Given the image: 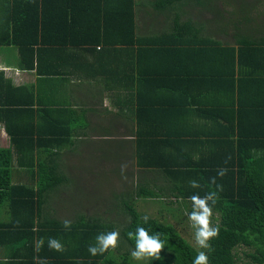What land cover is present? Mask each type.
Listing matches in <instances>:
<instances>
[{
    "label": "crops",
    "instance_id": "0c3cea01",
    "mask_svg": "<svg viewBox=\"0 0 264 264\" xmlns=\"http://www.w3.org/2000/svg\"><path fill=\"white\" fill-rule=\"evenodd\" d=\"M88 1L96 4V0ZM135 2L134 8L137 0ZM90 10L88 16L81 18L93 27L103 21L105 15L95 14L91 7ZM135 12L137 39L147 40L165 34L154 28H160L157 23L155 26L148 24L154 20L161 23L158 19L150 18L141 10L145 23L137 19V10ZM167 18L164 17V21ZM2 19L3 12H0V37L4 36ZM114 22L115 19L107 26V35L112 42L108 45L48 42L34 45L26 57L20 55L16 46H0L3 79L13 88L27 89V96L21 99L23 105L18 106L22 111L10 112L9 123L29 137L28 142L34 148L33 164L36 167L38 164L60 166L59 173L63 177V193L58 205H50L47 197L40 209V219L34 223L57 221L63 224L68 219L75 224L84 217L81 215L77 219L75 216L84 210L80 206L84 207L86 197L79 201L83 196L79 194L83 191L82 166L88 165L96 168L94 173L110 175L117 182L125 179L130 192L141 202L139 207L132 202L141 217L147 215L167 222L179 234L180 228L191 229L194 235L188 219L192 202L176 198L175 187L181 185L187 192L190 163L206 157L213 140H217L209 134L219 137L228 124L203 117L201 112L206 104L201 108L191 105L195 98L205 96L198 93L201 88L195 85L194 77H177L185 56L177 55L175 51L189 53L196 45L115 44L111 40L117 34ZM51 28V23L42 24L39 18L35 25L34 22L26 25L25 34L34 36L37 33L38 38L41 35L45 38L57 36ZM88 31L85 30V34ZM59 32L64 35L62 30ZM151 32L157 35L153 36ZM220 46L232 47L234 44L221 43ZM190 69L191 65L188 71ZM0 142V148L9 147L8 134L1 121ZM25 159L23 161L30 162ZM18 161L15 154V180H23L26 182L23 185L28 187H37V168L34 167L32 172V169L17 167ZM156 163L171 164V167H155L158 166ZM121 165H127L123 175ZM124 182L116 187L126 186ZM190 188L187 193L201 192L198 188ZM54 209L62 212L56 213ZM1 212L4 216L0 222H5L9 218L8 211L3 209ZM50 214L54 219L49 217ZM62 245L64 250L67 249L66 244ZM12 249L0 247V262L11 259ZM52 252L54 254L55 250H50L47 244L45 254Z\"/></svg>",
    "mask_w": 264,
    "mask_h": 264
},
{
    "label": "trees",
    "instance_id": "16d2710c",
    "mask_svg": "<svg viewBox=\"0 0 264 264\" xmlns=\"http://www.w3.org/2000/svg\"><path fill=\"white\" fill-rule=\"evenodd\" d=\"M178 1L154 0V10L162 13ZM135 4V0H96L95 5L88 0H0L1 23L4 21L5 24L0 46H16L20 55L26 57L34 45L48 42L108 45L112 42L107 35V26L113 19L117 24V34L111 35V40L115 44L196 45L189 53L175 51L177 55L185 56L177 77H194L195 85L201 88L198 93L205 96L198 100L195 98L191 105L201 108L206 104L201 112L203 117L227 122L228 125L222 129L220 138L209 134L217 139L209 147L211 152L208 151L200 161L190 163V181L196 180L201 192L187 193L191 189L189 182L187 192L181 185L175 187L176 198L190 199L196 194L203 197L210 190H215L210 181L216 177L217 182L223 185L217 202L211 205L213 226L219 227V234L210 241L211 251L200 250L208 255L209 264H237L240 257L236 249L243 246L253 249L252 254L243 253L251 264H264V34L253 35L256 36L253 38L246 34V37L235 41L234 46L223 48L219 41L202 36L201 28H195L192 21L181 23L177 15L169 34L140 40L135 36ZM90 7L95 14L105 15L104 20L93 27L81 18L88 16ZM39 18L42 24L51 23L52 32L57 36L45 38L41 35L38 38L37 33L34 36L25 34L26 25L31 22L35 25ZM85 30L88 31L86 34ZM190 65L191 71H188ZM24 95L27 96L26 87L13 88L0 73V121L5 125L10 143L9 147L0 148V215L2 207L9 214L8 220L0 222V247L13 248L11 259L0 264H36L34 257L46 260L47 264H100V261L109 264L105 257L111 249L96 256L88 251L89 245H95L98 234L109 232L104 230V226L86 222L83 218L72 224L70 229H65L57 221L47 222L48 225L34 223L40 219V209L48 193L62 184L63 177L57 172L56 165L38 164L36 167L29 137L9 123L10 112L22 111L18 106L23 105L21 99ZM15 154L19 157L17 167L32 169V172L34 167L37 168V187L13 183ZM25 158L30 162L23 161L27 160ZM156 164L158 166L155 167H171V164ZM220 168L228 170L223 178L217 176ZM130 206L127 208L129 221L121 231V237L129 248L134 249L135 242L128 238L127 233L135 232L137 224L141 223L150 234L161 233L160 239L165 245L160 253L162 259L150 258L149 264H192L198 252L173 225L153 218H149V224L143 225L140 214ZM49 238L66 244L67 249L46 255ZM41 239L43 245L37 251V242Z\"/></svg>",
    "mask_w": 264,
    "mask_h": 264
},
{
    "label": "rangeland",
    "instance_id": "374dc122",
    "mask_svg": "<svg viewBox=\"0 0 264 264\" xmlns=\"http://www.w3.org/2000/svg\"><path fill=\"white\" fill-rule=\"evenodd\" d=\"M154 9V0H137V6L134 8V10H137V19L142 22L146 23L141 10L143 13L147 12L150 18L158 19L161 23L154 20L148 24L155 26L157 23L160 28H154L162 30L159 33L170 32L172 21L178 15L180 21H192L198 28H201V35L205 38L217 40L222 44H234L238 39L246 37V34L252 38L264 34V0H180L171 8L163 10L162 13L156 12ZM154 14H163V16H155ZM164 17L168 18L164 21ZM146 19L150 20L149 18ZM160 24L162 25L160 26ZM151 35L157 34L151 32ZM0 145H2V142H0ZM59 167L57 166L58 173L60 171ZM82 167L84 169V175H82L84 176L82 177L83 191L79 195L83 196L79 198V201H83L84 197L86 198L83 203L84 207H82L83 205L80 206L82 210L84 209L83 213L82 211L76 213L75 217L78 219L82 215L86 222L98 223L104 226L106 231H119L118 247L115 250L111 249L105 257L109 264H149V259L134 260L130 255L132 249L121 237V231L129 221L127 208L131 207L130 205L134 207L133 203L136 207H139L140 200L130 192L127 182H124L125 179L117 182V180L111 179L110 175L94 173L93 171L96 168L93 166L86 165ZM14 174L12 173V175ZM12 181L15 184L26 183L23 180L16 181L14 176ZM123 182L126 186L116 187V184H122ZM62 193L63 184L48 193L49 204L57 206V201L60 200ZM54 210L56 213L62 212L61 209ZM1 215L0 219L3 218L4 214L1 212ZM49 217L54 219L52 214ZM179 231L196 252L201 251L195 242L191 229L180 228ZM1 251L5 253L4 250ZM236 252L240 257L237 264H251L249 258L243 256V253L252 254L253 249L241 246L236 249ZM104 262L100 261L99 263L107 264Z\"/></svg>",
    "mask_w": 264,
    "mask_h": 264
},
{
    "label": "clouds",
    "instance_id": "9594fccd",
    "mask_svg": "<svg viewBox=\"0 0 264 264\" xmlns=\"http://www.w3.org/2000/svg\"><path fill=\"white\" fill-rule=\"evenodd\" d=\"M230 159V158H229ZM227 163V160L225 161ZM127 165H121L122 175L126 170ZM227 168H220L217 170V176L223 178L227 174ZM210 183L215 186V190H210L203 197L200 195H192L190 200L192 202V210L188 214V219L191 222L194 231V239L200 249L212 250L210 241L218 237L219 227L213 226L212 206L217 202L218 192L223 191V185L217 182L216 177H212ZM192 188H199L200 184L196 180L190 181ZM211 202V204L209 203ZM143 225L149 224V217L147 215L140 218ZM72 221L65 219L63 226L65 229H70ZM120 233L118 230L109 231L107 233H100L96 236L95 245H89L88 251L92 256L103 255L110 249L115 250L118 247ZM129 239L134 240L135 247L131 250L130 255L134 260H147V259H162L160 253L165 247L164 242L160 239L161 233H149V230L138 223L135 232L129 231L127 233ZM43 245V240L37 242L36 250L39 251ZM48 247L50 250L63 252L64 246L62 243L55 239L49 238ZM36 264H47L46 260L34 257ZM192 264H209V257L205 251H198L193 259Z\"/></svg>",
    "mask_w": 264,
    "mask_h": 264
}]
</instances>
